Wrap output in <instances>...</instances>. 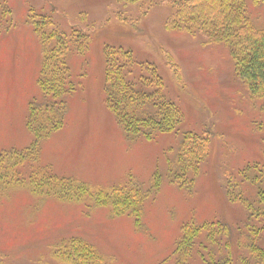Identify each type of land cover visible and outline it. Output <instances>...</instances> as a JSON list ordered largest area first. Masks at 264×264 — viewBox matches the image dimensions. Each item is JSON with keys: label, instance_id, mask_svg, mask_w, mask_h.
<instances>
[{"label": "rangeland", "instance_id": "rangeland-1", "mask_svg": "<svg viewBox=\"0 0 264 264\" xmlns=\"http://www.w3.org/2000/svg\"><path fill=\"white\" fill-rule=\"evenodd\" d=\"M173 1L0 0V153L24 150L34 140L26 126L29 103L50 98L38 83L40 33L56 28L66 35L65 59L75 87L63 96V126L39 142L38 160L25 162L20 177L33 167L108 188L132 176L148 192L136 224L134 217L113 216L109 207H94L88 199L63 202L0 179L1 264H66L52 256V249L69 237L93 244L102 264H174L183 227L216 221L232 225L242 247L246 214L226 199L224 174L236 175L263 160L264 98H249L227 47L203 45L201 37L169 27ZM245 1L253 24L264 28V2ZM47 18L51 23L43 24ZM107 45L131 51L136 67L155 68L164 95L182 114L175 130L150 139L127 137L105 103ZM186 132L206 134L209 154L194 183L179 187L170 180L167 160ZM156 171L162 182L152 193ZM210 245L201 229L188 264H205ZM242 254L235 241L232 264H239Z\"/></svg>", "mask_w": 264, "mask_h": 264}, {"label": "trees", "instance_id": "trees-1", "mask_svg": "<svg viewBox=\"0 0 264 264\" xmlns=\"http://www.w3.org/2000/svg\"><path fill=\"white\" fill-rule=\"evenodd\" d=\"M124 3L137 0H120ZM259 3L264 0H252ZM169 27L202 38L203 45L221 44L229 49L235 75L242 81L250 99L264 98V28H257L246 11L245 0H176ZM47 25L50 19H45ZM42 62L38 80L41 90L50 98L29 103L26 126L34 140L24 150L0 153V179L9 186L25 187L31 193L54 195L63 202L88 199L94 207H109L113 216L130 215L140 223L143 204L148 196L135 177L119 186L94 188L90 183L58 177L46 170H31L20 177L19 168L27 161H37L39 142L63 126L66 103L63 96L74 90L66 64L69 49L66 35L51 29L41 30ZM54 42L53 45L51 43ZM168 56V55H167ZM169 63L172 62L168 56ZM132 53L122 47H104V93L108 109L122 125L127 137L176 129L182 119L180 109L163 92V80L150 64L134 66ZM174 72H176L174 70ZM131 77L127 79V75ZM175 77L178 75L175 74ZM209 154L206 134L186 132L172 159L167 160V173L172 183L189 187L199 173L200 164ZM226 199L245 210L242 247L235 228L222 221L200 226L186 225L177 242L174 264H188L195 238L206 230L210 251L203 256L205 264H232L231 248L235 241L242 249L239 264H264V157L239 170L225 173ZM161 174L154 172L150 192H158ZM237 236V234H236ZM227 251V255H222ZM52 256L66 264H102L103 257L85 239L69 237L53 246ZM220 258H217V257ZM1 264V262H0Z\"/></svg>", "mask_w": 264, "mask_h": 264}]
</instances>
